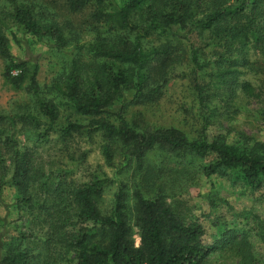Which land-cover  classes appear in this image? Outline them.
Wrapping results in <instances>:
<instances>
[{"label": "trees", "instance_id": "trees-1", "mask_svg": "<svg viewBox=\"0 0 264 264\" xmlns=\"http://www.w3.org/2000/svg\"><path fill=\"white\" fill-rule=\"evenodd\" d=\"M60 2L70 18L53 14L42 0H4L0 5L2 77L30 100L14 118L0 114V204L4 191H13L10 208L18 215L13 224L0 216V264H208L217 251L231 253L241 264H264V216L253 217L251 234L222 229L207 243L204 225L185 219L166 202L167 170L149 161L158 156L183 168L186 161L196 162L194 170L204 179L232 176L258 191L264 189V142L237 145L206 133L191 140L174 128L150 129L126 119L129 108L157 102L168 75L183 62L190 68L199 107L207 113L203 131L210 126L208 105L216 96L225 97L229 114L239 91L257 98L250 84L237 80L238 68L264 75V0ZM76 15H86L80 25L71 19ZM7 20L52 42L56 52L70 53L49 85L39 84L37 64L13 56ZM84 37L88 40L79 45ZM250 49L258 59L248 58ZM61 107L88 121L57 127ZM16 122L34 142L51 134L63 141L99 136L114 178L102 173L84 183L65 184V171L46 176L35 168L32 152L17 149ZM124 174L137 181L131 192ZM112 185L113 198L106 204ZM3 206L8 214L9 207ZM35 211L44 235L41 250L31 254L27 248L34 239L22 230L26 219L21 214Z\"/></svg>", "mask_w": 264, "mask_h": 264}, {"label": "rangeland", "instance_id": "rangeland-1", "mask_svg": "<svg viewBox=\"0 0 264 264\" xmlns=\"http://www.w3.org/2000/svg\"><path fill=\"white\" fill-rule=\"evenodd\" d=\"M3 1L0 0V5ZM42 1L51 7L50 12L53 14L70 18V14L60 7V0ZM123 1L126 0H114L115 4ZM85 18L86 15H76L71 19L75 25H80ZM6 25L8 28L5 33L13 56L30 64H37L39 84L49 85L64 60L70 58V53L56 52L52 42L38 40L24 33L12 21L7 20ZM87 40V37L81 38L79 45ZM192 44L199 45L195 38H192ZM258 57L256 50L248 51V58L251 60H256ZM238 71L241 73L238 83L250 84L258 97L249 98L239 91L234 99V113L229 114L225 109L227 103L225 97L216 96L208 105L212 114L209 119L210 126L205 131L202 130L204 126L202 118L207 113L205 109L199 107L189 75L190 68L186 62L176 66L168 75L163 94L157 102L129 108L126 119L136 120L141 127L150 129L174 128L191 140L202 137V134L206 133L210 139L224 137L228 143L237 145L243 144L244 140L264 142V75L250 69L238 68ZM2 72L3 64L0 60V114L10 119L23 113L30 100L23 90H15L8 85L2 77ZM87 121L88 118L78 115L73 109L61 107L57 127H65L69 123L85 124ZM13 135L17 149L21 152L26 150L32 152L31 161L35 168L41 169L47 174L46 176L51 175V178H55L61 171H65V184L84 183L92 175L101 176L102 173L108 179L114 178L115 169L105 166L101 154L102 140L99 136L89 139L83 135L73 140L63 141L58 135L51 134L41 141L34 142L32 136L28 135L18 122ZM149 161L167 170L165 180L169 186L167 185L166 202L185 219H196L204 225L207 243L222 229H240L251 234L249 230L253 227V217L264 216V189L251 191L232 176L215 175L208 180L204 179L194 170L197 167L194 164L198 165L196 162L192 166L189 165V161H186L188 166L183 168L158 156L150 157ZM121 178L131 192L136 180L129 181L127 174L122 175ZM53 181L55 182L56 179ZM172 182L176 184L174 188L170 187ZM114 191L115 185H112L105 195L106 204L111 202ZM2 198L3 204L9 207V213L4 212L6 208L3 206L0 207V216H6V220L13 224L18 221L16 211L10 208L13 191L5 190ZM26 214H21L26 219V225L22 230L33 235L34 241H31L27 250L34 254L42 248L40 241H43L44 230L42 223L38 221L37 211L33 212L32 216H26ZM134 241L135 245H138L139 240L136 235H134ZM253 243L258 253L255 240ZM208 264H241V262L229 252L217 251L210 256Z\"/></svg>", "mask_w": 264, "mask_h": 264}]
</instances>
